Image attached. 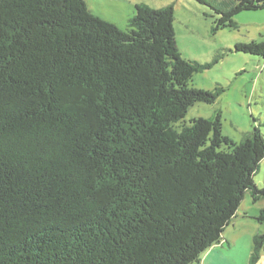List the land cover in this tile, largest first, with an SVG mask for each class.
<instances>
[{
	"label": "trees",
	"instance_id": "obj_1",
	"mask_svg": "<svg viewBox=\"0 0 264 264\" xmlns=\"http://www.w3.org/2000/svg\"><path fill=\"white\" fill-rule=\"evenodd\" d=\"M192 1L213 32L264 9ZM174 21L172 5H135L120 29L86 0H0V264H200L247 194L264 228V138L184 121L224 89L190 87L219 55L182 58ZM234 51L264 60V43ZM263 251L264 231L251 262Z\"/></svg>",
	"mask_w": 264,
	"mask_h": 264
},
{
	"label": "rangeland",
	"instance_id": "obj_2",
	"mask_svg": "<svg viewBox=\"0 0 264 264\" xmlns=\"http://www.w3.org/2000/svg\"><path fill=\"white\" fill-rule=\"evenodd\" d=\"M86 3L95 16L120 29L133 17L135 5L146 4L152 9L172 5L181 57L209 64L215 54L219 55L210 69L193 75L190 87L202 91L224 89L212 105L192 106L184 121L220 113L222 133L234 143H239L253 129H258L264 138V60L234 51L238 44L264 43V9L241 12L234 17V28L213 32V19L217 16L192 0H86ZM254 182L257 187L264 185V159ZM261 206L253 204L247 194L239 217L225 229L222 241L202 255L201 264H264V251L251 262L253 237L264 231L254 220Z\"/></svg>",
	"mask_w": 264,
	"mask_h": 264
},
{
	"label": "crops",
	"instance_id": "obj_3",
	"mask_svg": "<svg viewBox=\"0 0 264 264\" xmlns=\"http://www.w3.org/2000/svg\"><path fill=\"white\" fill-rule=\"evenodd\" d=\"M240 208H241V206H240ZM240 208H239V210H238V212H237V215H236V217L234 218V219H237L239 216H238V214H239V212H240ZM261 209V208H260ZM259 210V209H258ZM240 215V214H239ZM243 218H246V213H244V217ZM216 246V245H215ZM215 246H213V247H215ZM212 247V248H213ZM211 249V248H210ZM209 249V250H210ZM200 264H201V262H200Z\"/></svg>",
	"mask_w": 264,
	"mask_h": 264
}]
</instances>
